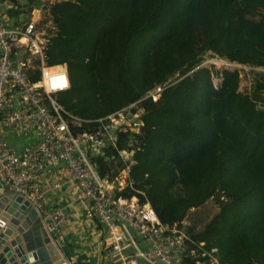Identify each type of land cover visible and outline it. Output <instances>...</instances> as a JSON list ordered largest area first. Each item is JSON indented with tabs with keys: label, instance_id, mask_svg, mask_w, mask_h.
<instances>
[{
	"label": "trees",
	"instance_id": "1",
	"mask_svg": "<svg viewBox=\"0 0 264 264\" xmlns=\"http://www.w3.org/2000/svg\"><path fill=\"white\" fill-rule=\"evenodd\" d=\"M46 15L54 26L48 63L66 64L71 82L55 97L92 121L82 129L94 131L98 119L167 85L157 101L142 102L134 188L123 195L143 192L168 225L216 199V214L186 226L199 254L190 264H216L202 252L218 264H264V71L252 70L242 91L238 70L215 72L216 86L214 72L199 67L212 52L264 68V0H57ZM130 135H119L120 147ZM98 163L110 178L123 168L115 149Z\"/></svg>",
	"mask_w": 264,
	"mask_h": 264
},
{
	"label": "built area",
	"instance_id": "2",
	"mask_svg": "<svg viewBox=\"0 0 264 264\" xmlns=\"http://www.w3.org/2000/svg\"><path fill=\"white\" fill-rule=\"evenodd\" d=\"M16 6L0 0V196L8 187L28 199L46 229L65 245L83 231V239L71 248L76 264H190L188 257L199 254L190 249L194 241L185 222L162 223L141 191L123 195L134 188L130 166L134 135L144 125L142 102L157 101L167 85L158 84L98 119L94 131L82 129L92 121L69 113L55 97L69 90L71 82L66 64L48 63L53 33L40 27L43 9L33 8L27 20L9 17ZM36 71L40 77L32 81ZM128 132L120 147L119 135ZM111 149L123 164L112 178L102 175L98 163ZM202 255L218 264L212 253Z\"/></svg>",
	"mask_w": 264,
	"mask_h": 264
},
{
	"label": "water",
	"instance_id": "3",
	"mask_svg": "<svg viewBox=\"0 0 264 264\" xmlns=\"http://www.w3.org/2000/svg\"><path fill=\"white\" fill-rule=\"evenodd\" d=\"M1 209H4L3 213ZM8 219L10 225L3 228ZM20 220L23 223L19 226V231L23 234L25 250L22 245L18 248L22 238L6 240L11 234V227L19 224ZM49 233L58 242L60 249L68 254V246ZM28 257L32 260L31 264H65L58 249L48 237L39 210L24 196L6 187L5 193L0 196V264H29ZM66 258L71 261L70 256ZM53 259L56 260L55 263Z\"/></svg>",
	"mask_w": 264,
	"mask_h": 264
},
{
	"label": "rangeland",
	"instance_id": "4",
	"mask_svg": "<svg viewBox=\"0 0 264 264\" xmlns=\"http://www.w3.org/2000/svg\"><path fill=\"white\" fill-rule=\"evenodd\" d=\"M3 1V0H1ZM11 1V0H10ZM41 3V8L43 9V21L40 24L41 29H43L45 32L50 33L51 32V27L52 25L49 23V17L46 15V10H47V6H49L50 3H53L57 0H15V1H11L14 5H16L15 3L18 2V4L21 6L19 9H22V11L25 13L24 16L25 18H29L31 16V12H32V7L36 6L39 2ZM10 10L16 11L17 10V6L14 8H10ZM31 10V11H30ZM9 13V12H8ZM15 12H13L14 14ZM248 19H250L248 17ZM45 22V23H44ZM47 22V23H46ZM218 56H214V54L212 52H208L204 55V58L200 64V66L202 67H207L209 68L212 72H214L213 74V81L214 84L216 86H219L221 84V77L215 75V72H222L225 69L231 70V71H235L238 70L240 73V90L242 91H248L250 86H251V82H252V78L254 76V73L252 72V70L254 71H260V67H252L249 65H241L235 68H229V67H217L212 61L214 60V58H217ZM219 58V57H218ZM222 59V58H221ZM225 60V59H224ZM219 210L218 204L216 202V199H209L206 203H204L203 205H201L198 208H192L191 210H189L188 212V216L185 219V225H190V224H196L198 227H200L204 222L208 221L214 214H216ZM68 248V254H66L64 252V250L62 249L64 255L66 257H71V255H74V252H70V248ZM70 252V253H69Z\"/></svg>",
	"mask_w": 264,
	"mask_h": 264
},
{
	"label": "bare ground",
	"instance_id": "5",
	"mask_svg": "<svg viewBox=\"0 0 264 264\" xmlns=\"http://www.w3.org/2000/svg\"><path fill=\"white\" fill-rule=\"evenodd\" d=\"M217 67H220V68H222V67H229V68H235V67H238V66H241V65H239L238 63H236V62H230V61H228V60H224V59H221L220 57L218 58H214V60L212 61ZM1 211H2V213H3V211H4V209H1ZM7 212V211H6ZM14 215H12V217H13ZM24 219V218H23ZM22 220H20V222H19V224H17L16 226H13V227H11V234L10 235H12L14 232H15V230H16V234H15V236L13 237V238H11V239H15L16 237H20V238H22V241H21V243L20 244H18V248H21V245H22V248L25 250V246H24V242H23V234L19 231V226H21L22 225V223L23 222H21ZM9 226L10 225V219H8L5 223H4V226H3V228L5 227V226ZM44 225V224H43ZM44 227H45V225H44ZM46 228V227H45ZM47 230V229H46ZM2 232V231H1ZM50 231L49 230H47V233H48V237H49V239H50V241L51 242H53V244L56 246V248L58 249V251H59V254L61 255V257H62V259L64 260V263L65 264H73L71 261H69L68 260V258H66V256L64 255V253H63V251L60 249V247H59V244H58V242L50 235V233H49ZM10 235H8V237H7V239L10 237ZM14 235V234H13ZM6 239V240H7ZM27 253V252H26ZM27 260H28V263L29 264H31L32 263V260H31V258L30 257H28L27 258ZM54 260V259H53ZM56 262V260H54V263Z\"/></svg>",
	"mask_w": 264,
	"mask_h": 264
},
{
	"label": "crops",
	"instance_id": "6",
	"mask_svg": "<svg viewBox=\"0 0 264 264\" xmlns=\"http://www.w3.org/2000/svg\"><path fill=\"white\" fill-rule=\"evenodd\" d=\"M43 1V0H42ZM42 3V2H41ZM16 4H17V10L16 11H21L22 9H19L21 6L18 4V2H16ZM39 4V3H38ZM36 5V6H33L32 8H40L41 7V4L40 5ZM37 6H39V7H37ZM12 12H14V11H12ZM10 13V12H9ZM8 13V15H9V17L11 16L10 14ZM23 12H21V14L20 13H16V14H18V17H25L24 16V14H22ZM26 20H27V18H26ZM11 23H12V19H11ZM45 23V22H44ZM47 23V22H46ZM258 69H260V70H262V71H264V68H262V67H260V68H258ZM14 234V235H13ZM12 235H10V237L7 239V240H11V238H13L14 236H15V234H16V230H15V232L13 233ZM76 234L78 235V238L77 239H73V240H69V239H67V240H65V241H67V243H68V247L70 248V252L72 251L73 252V250L71 249V248H73L74 250H75V247L74 246H76V242H80L81 241V239H83V237H84V232L83 231H76ZM77 235H75V237L74 238H76L77 237ZM72 238H73V236H72ZM71 238V239H72ZM82 246V244L81 245H78V247L80 248Z\"/></svg>",
	"mask_w": 264,
	"mask_h": 264
},
{
	"label": "clouds",
	"instance_id": "7",
	"mask_svg": "<svg viewBox=\"0 0 264 264\" xmlns=\"http://www.w3.org/2000/svg\"><path fill=\"white\" fill-rule=\"evenodd\" d=\"M239 64V63H238ZM239 65H242V64H239Z\"/></svg>",
	"mask_w": 264,
	"mask_h": 264
}]
</instances>
